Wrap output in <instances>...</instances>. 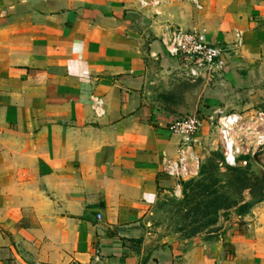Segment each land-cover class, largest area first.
<instances>
[{
  "label": "crops",
  "instance_id": "0c3cea01",
  "mask_svg": "<svg viewBox=\"0 0 264 264\" xmlns=\"http://www.w3.org/2000/svg\"><path fill=\"white\" fill-rule=\"evenodd\" d=\"M171 27L229 47L224 63L192 79ZM256 110L264 0H0V264H264V200L220 234L144 229L190 179L165 172L170 124ZM214 134L205 118L192 169Z\"/></svg>",
  "mask_w": 264,
  "mask_h": 264
},
{
  "label": "rangeland",
  "instance_id": "374dc122",
  "mask_svg": "<svg viewBox=\"0 0 264 264\" xmlns=\"http://www.w3.org/2000/svg\"><path fill=\"white\" fill-rule=\"evenodd\" d=\"M212 128L216 134L207 148L199 150V155H202L196 161V173L190 179L180 181L182 194L172 192L161 196L147 218L144 229L155 240L223 233L233 223L234 215H243L250 211L254 203L264 200V192L259 190L264 185L263 156L252 162L243 159L250 156L240 157L238 166L250 164V167L242 177L236 179L235 168L225 163L220 134L215 127ZM261 153L264 151L259 149L255 156ZM188 180H193L192 185L184 190V182ZM254 183L256 188L252 186ZM248 186L255 190L254 194H251V187ZM209 191L213 193L210 197ZM228 204L232 205L226 208L222 206L217 214L209 213L216 205Z\"/></svg>",
  "mask_w": 264,
  "mask_h": 264
},
{
  "label": "built area",
  "instance_id": "2783aa9c",
  "mask_svg": "<svg viewBox=\"0 0 264 264\" xmlns=\"http://www.w3.org/2000/svg\"><path fill=\"white\" fill-rule=\"evenodd\" d=\"M241 40L242 33L238 32L233 47L239 46ZM162 41L170 56L180 61L182 69L192 79L201 77L203 73L211 77L216 72V68L224 63L225 54L230 49L211 44L200 33L180 27L168 28ZM205 118L220 134L224 159L228 166L236 167L243 155L255 156L259 149L264 150V111L256 110L249 116L229 113L208 115V117L203 116L201 112H195L190 116L176 119L169 126L173 133L181 136L182 142L178 160L166 162L165 172L168 175L177 179H186L196 173L189 162L190 154Z\"/></svg>",
  "mask_w": 264,
  "mask_h": 264
},
{
  "label": "trees",
  "instance_id": "16d2710c",
  "mask_svg": "<svg viewBox=\"0 0 264 264\" xmlns=\"http://www.w3.org/2000/svg\"><path fill=\"white\" fill-rule=\"evenodd\" d=\"M243 159L248 160L249 158L248 157H244ZM249 167H250V164H247L245 166H236V167H233V168H235V178L236 179H239L240 177H242L246 173V169H248ZM192 181L193 180H188V181L184 182V190L187 189L189 186L192 185ZM252 186L253 187L255 186V188H256L257 185H256V183H254ZM245 187L247 188V186H245ZM248 187H251V186H248ZM259 190H260V192H262V191L264 192V185L262 187H259ZM254 193H255V190L251 187V194H254ZM212 194H213L212 191H209V194H208L209 197ZM262 198H264V193H263V197ZM231 205L232 204H228V205H216L213 210H210L209 211V213H215V214H217L218 210L222 206H224L226 208V207H229ZM211 223H209V224H211ZM197 232L198 231H195L194 233H197Z\"/></svg>",
  "mask_w": 264,
  "mask_h": 264
}]
</instances>
